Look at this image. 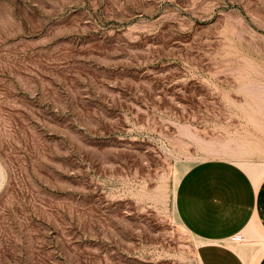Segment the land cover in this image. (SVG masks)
Wrapping results in <instances>:
<instances>
[{"label":"rangeland","instance_id":"1","mask_svg":"<svg viewBox=\"0 0 264 264\" xmlns=\"http://www.w3.org/2000/svg\"><path fill=\"white\" fill-rule=\"evenodd\" d=\"M209 161L264 176V0H0V264H200Z\"/></svg>","mask_w":264,"mask_h":264},{"label":"crops","instance_id":"2","mask_svg":"<svg viewBox=\"0 0 264 264\" xmlns=\"http://www.w3.org/2000/svg\"><path fill=\"white\" fill-rule=\"evenodd\" d=\"M209 161L181 177L176 213L197 241L200 264H264V176Z\"/></svg>","mask_w":264,"mask_h":264},{"label":"bare ground","instance_id":"3","mask_svg":"<svg viewBox=\"0 0 264 264\" xmlns=\"http://www.w3.org/2000/svg\"><path fill=\"white\" fill-rule=\"evenodd\" d=\"M255 181V180H254ZM258 182L256 181V184H257ZM179 220V219H178ZM179 225L180 226H182V228H185L182 224H181V222L179 221ZM195 238V237H194ZM196 239V238H195ZM197 240V239H196Z\"/></svg>","mask_w":264,"mask_h":264}]
</instances>
